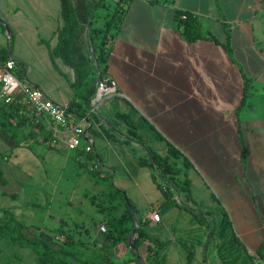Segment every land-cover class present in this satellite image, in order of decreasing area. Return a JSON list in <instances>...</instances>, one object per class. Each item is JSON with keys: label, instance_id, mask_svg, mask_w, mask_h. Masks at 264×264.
Masks as SVG:
<instances>
[{"label": "crops", "instance_id": "1", "mask_svg": "<svg viewBox=\"0 0 264 264\" xmlns=\"http://www.w3.org/2000/svg\"><path fill=\"white\" fill-rule=\"evenodd\" d=\"M180 10L197 15L204 34L217 40L188 41L177 27ZM60 26V0H0V49L9 48L11 59L14 35L18 49L12 58L23 80L68 105L75 96L70 84L75 73L51 54ZM43 72L51 74L54 87L44 83ZM107 76L118 93L98 102L96 91L86 138L103 172L126 192L143 228L157 239L159 252L149 264H264V0H131ZM245 77L252 81L239 109ZM118 113L131 114L135 130L156 152L166 154L173 144L189 159L190 196L164 180L174 191L167 200L154 169L141 163L146 149L129 126L110 128L109 121L122 122ZM42 118L22 125L21 144H67L66 134H57ZM44 128L51 132L47 141ZM0 146H17L1 123ZM73 151L86 160L80 149ZM208 196L211 208L214 199L222 206L215 216L198 203ZM98 243L102 250L111 246L105 237ZM153 244L145 239L139 254L146 257ZM120 247L108 255L121 260Z\"/></svg>", "mask_w": 264, "mask_h": 264}, {"label": "trees", "instance_id": "2", "mask_svg": "<svg viewBox=\"0 0 264 264\" xmlns=\"http://www.w3.org/2000/svg\"><path fill=\"white\" fill-rule=\"evenodd\" d=\"M130 1L118 0V7L105 16L107 19L103 24L97 25L96 19L100 16L99 8L108 7L107 0H60L61 26L57 31V45L51 49V54L53 58L60 57L74 70L75 77L70 80V84L75 90V96L68 107L78 117H87L88 119V112L92 113L89 111V106L97 91L95 85L98 78L97 73L100 76L107 75V61L112 50V44L123 25L125 12ZM121 3L123 4L120 7ZM183 14L187 15L185 19L182 18ZM177 27L190 42L203 38L217 40L213 34L208 36L204 34L200 18L189 11L180 10L177 12ZM7 60H9V48L0 49V61L5 62ZM93 62H96L98 69H95L96 77L89 79V66ZM14 72L24 82L21 71L15 67ZM251 81L252 79L245 77L244 94L239 109L242 108L249 96ZM0 117L1 126L12 134L17 146L21 144L22 140V125L36 123L42 118L35 108H28V103L21 98L0 104ZM117 117L129 126L131 133L139 138L138 141L146 149L149 157L142 158L141 163L158 170L159 175L157 176L154 172V176L167 200L173 199L174 191L170 189L169 185L163 184L164 180H171V184L177 189L181 185L190 196V179L185 172L182 174L184 165L187 163H181L179 150L171 146L166 154L156 152L141 139V135L135 130V125L129 114L118 113ZM108 123L111 129H115L111 121ZM50 133L44 128L43 138L46 141L51 138ZM80 154L86 155V162L79 160L82 164L92 165L93 162L98 161V155L94 151L86 153L84 149H80ZM89 172L92 180L101 186L98 194L100 200L93 199L92 202L97 204L98 210L105 217L108 230L104 233V237L111 241V246L101 251L95 250L91 259L83 257L81 253L85 251L81 248L85 243L81 233H79L82 228L67 230L65 227L70 226V223L66 220H62L59 227L55 229L58 235L65 237L62 246H53L43 237H29L25 234V230L30 227V223L27 219L19 217L13 211L12 206L5 205H0V237H8L21 246L32 248L38 254V260L41 264H72L71 259L78 260L81 264H142L138 256L139 248L147 238L154 244L148 246L149 254L145 260L148 262L151 257H156L159 252V243L143 228L140 219L134 241L137 250L131 246L129 236L136 222L129 201L132 205L134 203L128 198L126 192L113 184L111 174L108 171L103 172L101 166L97 170L91 168ZM180 175L184 176L182 184L179 182ZM0 178L3 179V182L7 181L6 176H4V168L1 166ZM3 192L6 193L5 190ZM96 224L97 221H94L92 227H95ZM74 225L79 226L80 224L76 221ZM84 229L90 232L89 228L85 227ZM119 244L127 247L130 253L129 258L115 260L108 255L110 249Z\"/></svg>", "mask_w": 264, "mask_h": 264}, {"label": "rangeland", "instance_id": "3", "mask_svg": "<svg viewBox=\"0 0 264 264\" xmlns=\"http://www.w3.org/2000/svg\"><path fill=\"white\" fill-rule=\"evenodd\" d=\"M107 2L108 7L99 8L100 16L96 19L97 25L103 24L105 19H107L105 16L112 13L116 4L115 0H107ZM9 42L12 52L13 49L17 51L18 42L16 41L15 46H13L15 42L14 35ZM29 53L31 54L30 51ZM33 58L32 55L28 59L32 61ZM52 66L51 64V69L54 71ZM19 69L20 67L17 68V70ZM95 69H98V66L96 62H93L89 66V79L96 77ZM41 76L47 86H55L51 74L43 72ZM97 76L99 77L98 73ZM114 100L110 99L111 105L114 104ZM129 115L132 119L131 114ZM83 126L87 130V121L83 122ZM114 127L121 131L125 128V123L122 121L114 124ZM112 132L114 133V131ZM141 139L146 143L144 137L141 136ZM57 145L56 148H49L45 144L40 143L31 147L25 144H19L14 147L0 146V166L4 168V176L7 178L6 182H3V179L0 178V205L12 206L13 211L19 217L27 219L30 223V227L25 230L27 236L46 238L53 246H62L65 239L63 235H58L55 231L60 221L66 220L70 223V226L65 227L67 230L82 228L79 233H81L80 235L85 243L81 249L85 252L81 253V255L91 259L95 250H102L98 240L102 237L104 238L106 231H103L101 227L105 226L106 230H108V224L103 213L98 210L97 204L92 202L93 199L100 200L98 194L101 186L97 185L89 174L91 164H82L76 158L75 152L64 142H60ZM146 145L148 144L146 143ZM148 146L153 149L150 145ZM171 146L176 147L170 144L169 148ZM179 152L181 153V163H187V165H184L182 174L185 172L189 178V173L191 172L190 161L180 150ZM5 156H8L9 159H6ZM146 157H149L147 151L141 153V159ZM83 162H86V160ZM154 172L157 176L159 175L158 170L154 169ZM143 177L138 176L140 180ZM179 177L182 180L184 179V176L180 175ZM168 181L172 183L171 180ZM4 190L6 193L3 192ZM129 191L131 193L134 192L131 188ZM13 192H16V194H13ZM196 193L198 192L196 191ZM197 198L200 199L202 197L199 195ZM209 199L211 200L210 196L203 201H198V203L208 207L210 213L215 216L217 215L216 209L220 211L222 206L214 199L215 203L211 208L210 203L207 202ZM76 221L80 224L79 226L73 224ZM94 221H97V224L92 227ZM84 225L90 229V232L84 229ZM120 250V253L124 252L121 260L130 257L125 245L121 244ZM141 257L146 264H149L144 256ZM71 262L72 264H81L75 259H71ZM0 264L41 263L38 260V254L32 248L21 246L8 237H0Z\"/></svg>", "mask_w": 264, "mask_h": 264}, {"label": "built area", "instance_id": "4", "mask_svg": "<svg viewBox=\"0 0 264 264\" xmlns=\"http://www.w3.org/2000/svg\"><path fill=\"white\" fill-rule=\"evenodd\" d=\"M186 14L182 15L185 19ZM16 63L13 59L5 62L0 61V104L9 103L17 98L23 99L36 111L44 117L57 134L61 132L66 134V141L70 149H84L86 153L92 152L91 143L87 142L86 130L83 122L87 117H78L75 112L70 110L68 105L59 104L52 100L46 92L40 87L22 81L14 72ZM117 93V87L109 76H99L97 82V101L102 102ZM92 169H99L100 163L93 162ZM153 220H159L160 216L157 212L152 215ZM101 229L106 231V227Z\"/></svg>", "mask_w": 264, "mask_h": 264}, {"label": "water", "instance_id": "5", "mask_svg": "<svg viewBox=\"0 0 264 264\" xmlns=\"http://www.w3.org/2000/svg\"><path fill=\"white\" fill-rule=\"evenodd\" d=\"M3 23H4V22H3ZM88 27H89V26H88ZM7 29H9L8 26H7ZM10 54H11V59H13V58H12V50H11V48H10ZM97 82H98V79L96 80V83H97ZM129 203H130V206H131V208H132V210H133V213H134V215H135V222H136V225H135V227H134L132 233H131L130 236H129V240H130V242H131V246H132L135 250H137L136 247L134 246V241H135V237H136V235H137V230H138V226H139V220H138V218H137V216H136V212H135L134 206L132 205V203H131L130 201H129ZM138 256H139V259H140V261L142 262V264H146V263L143 261L141 255L139 254Z\"/></svg>", "mask_w": 264, "mask_h": 264}]
</instances>
